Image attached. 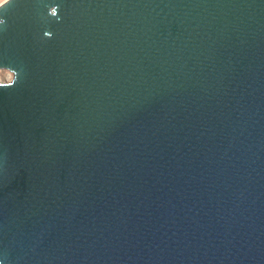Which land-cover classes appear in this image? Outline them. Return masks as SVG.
<instances>
[{
	"label": "water",
	"instance_id": "1",
	"mask_svg": "<svg viewBox=\"0 0 264 264\" xmlns=\"http://www.w3.org/2000/svg\"><path fill=\"white\" fill-rule=\"evenodd\" d=\"M0 20V264H264V0Z\"/></svg>",
	"mask_w": 264,
	"mask_h": 264
},
{
	"label": "clouds",
	"instance_id": "2",
	"mask_svg": "<svg viewBox=\"0 0 264 264\" xmlns=\"http://www.w3.org/2000/svg\"><path fill=\"white\" fill-rule=\"evenodd\" d=\"M12 0H0V10L4 9L7 5L11 4ZM0 23H4L3 20H0ZM15 73V79L11 84H6L4 87H11L14 86L17 80L18 73L15 70H12Z\"/></svg>",
	"mask_w": 264,
	"mask_h": 264
},
{
	"label": "rangeland",
	"instance_id": "3",
	"mask_svg": "<svg viewBox=\"0 0 264 264\" xmlns=\"http://www.w3.org/2000/svg\"><path fill=\"white\" fill-rule=\"evenodd\" d=\"M11 78V73L5 69H0V82H7Z\"/></svg>",
	"mask_w": 264,
	"mask_h": 264
}]
</instances>
